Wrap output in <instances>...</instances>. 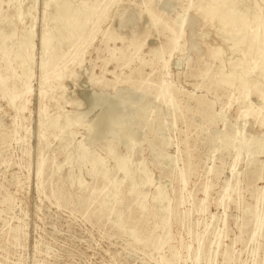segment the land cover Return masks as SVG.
<instances>
[{"label":"rangeland","instance_id":"rangeland-1","mask_svg":"<svg viewBox=\"0 0 264 264\" xmlns=\"http://www.w3.org/2000/svg\"><path fill=\"white\" fill-rule=\"evenodd\" d=\"M212 1L0 0V264H264V0Z\"/></svg>","mask_w":264,"mask_h":264},{"label":"bare ground","instance_id":"bare-ground-1","mask_svg":"<svg viewBox=\"0 0 264 264\" xmlns=\"http://www.w3.org/2000/svg\"><path fill=\"white\" fill-rule=\"evenodd\" d=\"M213 7H212V13L221 19V21L225 22V23H228V24H233L235 23L236 24V20H237V17H235L232 13H227V12H224L222 9H221V2L220 0H213ZM240 2V0H239ZM157 3V2H156ZM251 5V4H250ZM247 7V6H246ZM244 8V10L247 8ZM246 10H245V13H246ZM72 11V10H71ZM45 12V11H44ZM239 13V11H238ZM89 14L90 13H85V12H80V13H76V14H73L70 15V19L71 20H74L76 22V25L73 27V29L75 28H80L82 26H84L86 24V22L89 20ZM240 14V13H239ZM124 15V14H123ZM137 15V14H136ZM126 16V15H124ZM80 17V18H79ZM135 17V16H134ZM137 17V16H136ZM129 18V17H128ZM127 19V17H126ZM134 20V19H133ZM132 20V22H133ZM129 22V21H128ZM130 23V22H129ZM128 24V23H126ZM52 25L53 27H55L56 25L53 24V21H52ZM55 25V26H54ZM117 26V25H116ZM125 27V26H124ZM89 30V29H88ZM87 32V31H86ZM247 41V40H246ZM51 43V40L49 37L43 35L42 38L40 39V45L41 47L46 50L48 48V46L50 45ZM248 46H252V44H249L247 43ZM3 57V56H2ZM4 58V57H3ZM242 60V59H241ZM256 66V65H255ZM30 67V66H29ZM255 68V67H254ZM256 69V68H255ZM255 71V70H254ZM30 73V72H29ZM229 74V73H228ZM231 74V73H230ZM250 74V73H249ZM246 77V76H245ZM250 77V76H249ZM248 78V76H247ZM251 79V78H250ZM233 82V80L231 79V81L229 82V84H231ZM252 82V81H251ZM253 83V82H252ZM29 89V87H28ZM31 91V90H30ZM43 91V90H42ZM117 91H120V90H117ZM125 91V90H124ZM127 93V92H126ZM129 93H131L129 91ZM119 94H121V92H119ZM128 94V93H127ZM141 93L139 92H134L131 94V95H127L126 99H122L121 101H119L118 103H113L111 101H106L105 99H103V96L104 94L102 95L101 93L100 94H94V98H93V101L90 105V109L89 111H92L93 109L97 108L100 103H103V106L100 108L101 112L99 113L97 119H96V123L94 124V129H95V132L96 133H99V132H106L108 134H111V138L112 140L115 139L116 137H118V135H120L121 133H119V128L120 125L123 123L122 119L118 118L117 116L114 115V112L116 111V109L120 110V109H126V107L130 105H133L134 102L133 101H137L139 96H140ZM126 95V94H125ZM144 95V94H143ZM142 96V95H141ZM247 97V96H246ZM108 98V97H107ZM105 100V102H103ZM141 100V99H140ZM144 102V101H143ZM142 102V103H143ZM260 105V104H259ZM101 106V105H100ZM135 107V106H134ZM246 108V107H245ZM85 115V114H84ZM135 119V123H141V124H145L146 123V116H135L134 117ZM76 121V120H75ZM78 121V120H77ZM76 121V122H77ZM69 122V121H68ZM53 125L55 126V129H60V125H58L57 123L53 122ZM123 127V126H122ZM121 127V128H122ZM125 127V126H124ZM120 128V129H121ZM88 130L89 132H93V129L91 127V125H89L88 127ZM123 130V129H122ZM126 131V129H124ZM126 135V134H125ZM119 138V137H118ZM116 140V139H115ZM119 140V139H117ZM243 141V140H242ZM236 147V146H235ZM252 147V146H250ZM240 148V147H239ZM248 149V148H247ZM259 150V148H258ZM248 151V150H247ZM249 152V151H248ZM257 152V150L255 151ZM80 158V157H79ZM121 159V158H120ZM118 169L120 171H124L125 172V166L121 165V166H118ZM134 177V176H133ZM140 178V177H139ZM229 187V186H228ZM115 222V221H113Z\"/></svg>","mask_w":264,"mask_h":264}]
</instances>
